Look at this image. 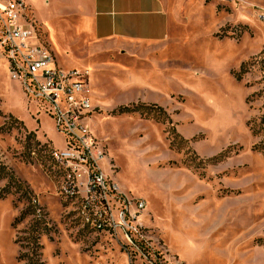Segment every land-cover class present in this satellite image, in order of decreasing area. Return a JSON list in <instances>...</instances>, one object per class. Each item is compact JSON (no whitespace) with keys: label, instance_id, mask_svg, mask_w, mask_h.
Wrapping results in <instances>:
<instances>
[{"label":"rangeland","instance_id":"rangeland-1","mask_svg":"<svg viewBox=\"0 0 264 264\" xmlns=\"http://www.w3.org/2000/svg\"><path fill=\"white\" fill-rule=\"evenodd\" d=\"M162 1L160 40L114 47L27 0L58 66L88 71L102 171L146 208L131 242L83 220L64 135L0 60V264H264V0Z\"/></svg>","mask_w":264,"mask_h":264},{"label":"built area","instance_id":"built-area-1","mask_svg":"<svg viewBox=\"0 0 264 264\" xmlns=\"http://www.w3.org/2000/svg\"><path fill=\"white\" fill-rule=\"evenodd\" d=\"M25 0H0V60L27 96L49 107L65 148L52 149L60 193L79 202L83 220L97 229L119 231L132 241L143 226L146 201L120 189L101 169V143L86 120L93 114L86 69H63L27 20Z\"/></svg>","mask_w":264,"mask_h":264},{"label":"crops","instance_id":"crops-1","mask_svg":"<svg viewBox=\"0 0 264 264\" xmlns=\"http://www.w3.org/2000/svg\"><path fill=\"white\" fill-rule=\"evenodd\" d=\"M43 1L64 6L68 17L77 18V29H87L95 43L123 47L135 42H154L169 29V16L162 0Z\"/></svg>","mask_w":264,"mask_h":264},{"label":"trees","instance_id":"trees-1","mask_svg":"<svg viewBox=\"0 0 264 264\" xmlns=\"http://www.w3.org/2000/svg\"><path fill=\"white\" fill-rule=\"evenodd\" d=\"M2 166H3V165H0V169H5L4 166H3V167H2ZM24 255H26V254H24Z\"/></svg>","mask_w":264,"mask_h":264}]
</instances>
